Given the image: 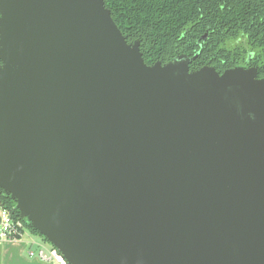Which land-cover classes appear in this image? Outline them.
<instances>
[{"label": "water", "instance_id": "water-1", "mask_svg": "<svg viewBox=\"0 0 264 264\" xmlns=\"http://www.w3.org/2000/svg\"><path fill=\"white\" fill-rule=\"evenodd\" d=\"M147 65L104 0H0V188L68 264H264V77Z\"/></svg>", "mask_w": 264, "mask_h": 264}, {"label": "trees", "instance_id": "trees-1", "mask_svg": "<svg viewBox=\"0 0 264 264\" xmlns=\"http://www.w3.org/2000/svg\"><path fill=\"white\" fill-rule=\"evenodd\" d=\"M128 43L138 42L147 65L178 54L197 57L190 70L218 72L239 65L257 67L264 77V0H104ZM0 208L24 229L49 242L22 219L15 201L0 188ZM50 245V244H49Z\"/></svg>", "mask_w": 264, "mask_h": 264}, {"label": "crops", "instance_id": "crops-1", "mask_svg": "<svg viewBox=\"0 0 264 264\" xmlns=\"http://www.w3.org/2000/svg\"><path fill=\"white\" fill-rule=\"evenodd\" d=\"M46 245L49 244L29 232L21 239L0 240V264H56L39 257V251Z\"/></svg>", "mask_w": 264, "mask_h": 264}, {"label": "built area", "instance_id": "built-area-1", "mask_svg": "<svg viewBox=\"0 0 264 264\" xmlns=\"http://www.w3.org/2000/svg\"><path fill=\"white\" fill-rule=\"evenodd\" d=\"M26 232L20 219H14L6 209L0 208V240L21 239ZM42 248L39 251L41 259L52 260L56 264H68L55 247L46 245Z\"/></svg>", "mask_w": 264, "mask_h": 264}, {"label": "flooded vegetation", "instance_id": "flooded-vegetation-1", "mask_svg": "<svg viewBox=\"0 0 264 264\" xmlns=\"http://www.w3.org/2000/svg\"><path fill=\"white\" fill-rule=\"evenodd\" d=\"M241 66H244V67H249V66H252V65H248V64H247V65H241Z\"/></svg>", "mask_w": 264, "mask_h": 264}, {"label": "rangeland", "instance_id": "rangeland-1", "mask_svg": "<svg viewBox=\"0 0 264 264\" xmlns=\"http://www.w3.org/2000/svg\"><path fill=\"white\" fill-rule=\"evenodd\" d=\"M34 235V234H33ZM36 238L40 239V237L38 235H34Z\"/></svg>", "mask_w": 264, "mask_h": 264}]
</instances>
